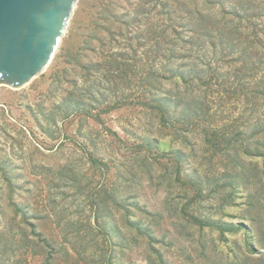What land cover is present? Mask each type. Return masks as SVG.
<instances>
[{"label":"rangeland","instance_id":"374dc122","mask_svg":"<svg viewBox=\"0 0 264 264\" xmlns=\"http://www.w3.org/2000/svg\"><path fill=\"white\" fill-rule=\"evenodd\" d=\"M105 1L80 0L42 75L20 89L0 84V264H264V65L195 37L180 11L167 13L176 0H116L119 12L150 13L135 22L141 36L128 33L134 24L115 34L97 25L96 39ZM185 1L222 15L239 0ZM253 10L230 26L252 36ZM170 17L179 32L157 52L165 42L141 29ZM252 19L264 38V17ZM116 51L134 70L113 73L105 56ZM164 95L176 122L152 107ZM218 220L234 231L209 224Z\"/></svg>","mask_w":264,"mask_h":264},{"label":"trees","instance_id":"16d2710c","mask_svg":"<svg viewBox=\"0 0 264 264\" xmlns=\"http://www.w3.org/2000/svg\"><path fill=\"white\" fill-rule=\"evenodd\" d=\"M148 1L149 2L156 1L155 7L159 6V7H163V9H166L167 7L171 6V3L168 0H148ZM209 1L212 3H217V1L219 0H209ZM175 4L177 6H175ZM258 6L261 7V10H259ZM100 7L101 8H100L99 15L95 18L96 27L93 26L92 28L93 33L91 32L92 36L99 40L103 38L102 37L98 38V36L96 35V32L98 30L97 25L100 28L105 29L107 32H111L115 34V32L117 33V32L123 31L122 27L124 25H129V26L132 24L136 25L135 22L137 23L144 22V19L147 16H150V13L148 11H145L143 6H140V5H137L135 10L133 11H125V13L119 12L117 9L118 6H117L116 0H108V2L105 1L101 3ZM241 8H244L245 10L255 9V11H257V12H254L253 10L252 12L253 14H249V17L247 16L248 20L251 21V24L254 27V31L252 34L253 37L251 36L249 31L246 30L244 32L241 26L232 27L229 24L230 20L228 18L230 17H236V18L245 17L244 14H242L241 12ZM178 11L181 12L180 14V18H182L181 20L183 19L188 20L187 24L190 25V30L193 33V35H195V37L206 38L207 42L211 43V46L213 48H216L219 45H221L226 48H229L231 46L233 49H237V48L239 49V46H241L242 52L245 58L246 67L250 66L251 68H253L257 64V62H260V64L264 65V52H262L261 50V48H264V38L263 36L260 35V31H256V25L252 19L254 16L264 17V4L263 5L257 4L255 0H248V2L246 0H239L238 2L234 3L231 7L224 6L223 11L221 12L222 15L221 14L219 15L217 13L204 12V10H199V6H193L192 3L187 2L185 0H176V2L170 7L167 13L173 16ZM171 18L172 17H170L169 20L173 22ZM115 24H119L121 27V28H117L118 31L115 30L116 28ZM262 25L263 26L261 27L262 29H264V22L262 23ZM136 27H137L136 29H133L131 27L128 29V33H130L131 36L135 37V35L137 34L141 36L140 28L137 25ZM151 28H154V29L156 28L160 36H156L154 34L156 29L150 30ZM163 28H167V29H163ZM168 30L172 31L173 33L179 32V28L174 22L173 23L168 22V24H166V20H164V22L162 23L159 20L156 25H154L153 23H149L147 27L141 29V33L146 34L147 32H150L151 34H153L152 39H160L161 37L160 40L164 41L165 43L159 42L160 46L158 47V50H157V52H159L161 50L160 49L161 47H166L167 44H170L171 40L169 36H167L169 35ZM122 36H124V34ZM104 39L106 38L104 37ZM90 40L91 39L87 41H90ZM113 40L114 39H112V41ZM187 41L196 42V38H191L190 40H187ZM106 44L107 43H105V40H104L103 46ZM118 45H121V43ZM250 48H252L253 53H250ZM255 49L257 53L261 54L260 59L256 58L254 54ZM125 54H127V52L116 51V52H112L111 54L108 53L107 56H105L106 61L112 62L113 64L116 65V71L113 72L114 74H123L124 72L134 70L133 68L134 66L136 67V64L134 63V61L131 62V60H128L127 58L124 57ZM174 55H176V53ZM253 57L256 58V61L254 60ZM133 59L134 58H132V60ZM252 59L253 61L251 64L250 61ZM94 65L103 66L102 62H98L95 64L94 63L85 64L84 66L91 67ZM262 71H264V66L262 68ZM180 73H183V72L181 71ZM256 73L257 72H253V74H256ZM243 87H246V86H243ZM248 88L250 87L248 86ZM254 92H255L254 89L250 90L251 95H253ZM178 97H179L177 98L178 101L185 103L186 106L190 107L192 106L193 103H195L194 99H190L189 101H187L186 97L184 96H178ZM172 102H174V99H170L169 95L155 97L153 100V104H152L153 109L156 110L158 114L162 116V118L164 119L166 123L176 122V120L171 119V115L169 114L170 112L169 107L172 104ZM191 108L194 111V115L198 117L197 113L199 114V111H197L198 109L196 108V106L194 105ZM262 144L264 145V142ZM252 149H254L256 153H261L260 150L253 148V146L249 144L248 150H252ZM262 153L264 154V152ZM245 154L247 156H253V155H250L252 153L247 154L245 152ZM257 177L259 180H262L260 184L264 186V173L262 177H259V176ZM26 222L27 224L32 226L33 228L32 232L38 237L39 240H42L43 242H48L47 238L44 237V234L38 231L36 224H34L28 219ZM209 224L222 227V229L225 232L234 231L232 224L229 222L218 220L217 222L211 221V223ZM259 234L261 235L259 238L261 241V246H263L262 248H264V231L259 230ZM48 246L53 247L52 244H48ZM254 250L256 251L255 248ZM259 260H264V254L262 255V259H259Z\"/></svg>","mask_w":264,"mask_h":264},{"label":"water","instance_id":"95a60500","mask_svg":"<svg viewBox=\"0 0 264 264\" xmlns=\"http://www.w3.org/2000/svg\"><path fill=\"white\" fill-rule=\"evenodd\" d=\"M80 0H0V84L14 89L56 58Z\"/></svg>","mask_w":264,"mask_h":264}]
</instances>
